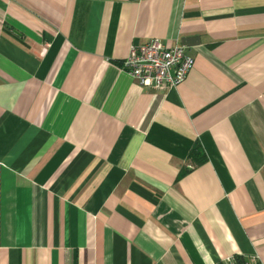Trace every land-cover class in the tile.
Masks as SVG:
<instances>
[{"label":"crops","instance_id":"1","mask_svg":"<svg viewBox=\"0 0 264 264\" xmlns=\"http://www.w3.org/2000/svg\"><path fill=\"white\" fill-rule=\"evenodd\" d=\"M149 39L177 87L121 70ZM227 257L264 263V0H0V264Z\"/></svg>","mask_w":264,"mask_h":264},{"label":"built area","instance_id":"2","mask_svg":"<svg viewBox=\"0 0 264 264\" xmlns=\"http://www.w3.org/2000/svg\"><path fill=\"white\" fill-rule=\"evenodd\" d=\"M120 66L140 89L163 91L184 81L192 67V59L182 46H166L158 39H149L144 44L130 46ZM224 264L264 263L256 259L227 257Z\"/></svg>","mask_w":264,"mask_h":264},{"label":"trees","instance_id":"3","mask_svg":"<svg viewBox=\"0 0 264 264\" xmlns=\"http://www.w3.org/2000/svg\"><path fill=\"white\" fill-rule=\"evenodd\" d=\"M199 154V159H197V162L202 161L201 157H200V151H199V146L197 144H193V146L191 147V150L189 151V156H191V158L194 159V157H196Z\"/></svg>","mask_w":264,"mask_h":264}]
</instances>
